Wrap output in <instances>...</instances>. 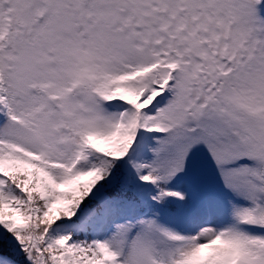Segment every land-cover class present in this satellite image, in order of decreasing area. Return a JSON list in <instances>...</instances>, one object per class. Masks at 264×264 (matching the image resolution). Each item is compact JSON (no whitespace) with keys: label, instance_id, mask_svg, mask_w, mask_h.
<instances>
[{"label":"snow or ice","instance_id":"snow-or-ice-1","mask_svg":"<svg viewBox=\"0 0 264 264\" xmlns=\"http://www.w3.org/2000/svg\"><path fill=\"white\" fill-rule=\"evenodd\" d=\"M0 264H264V0H0Z\"/></svg>","mask_w":264,"mask_h":264}]
</instances>
